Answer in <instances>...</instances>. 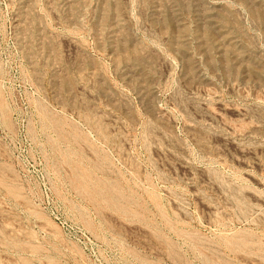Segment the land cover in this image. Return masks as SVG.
<instances>
[{
  "label": "rangeland",
  "instance_id": "1",
  "mask_svg": "<svg viewBox=\"0 0 264 264\" xmlns=\"http://www.w3.org/2000/svg\"><path fill=\"white\" fill-rule=\"evenodd\" d=\"M0 264H264V0H0Z\"/></svg>",
  "mask_w": 264,
  "mask_h": 264
}]
</instances>
